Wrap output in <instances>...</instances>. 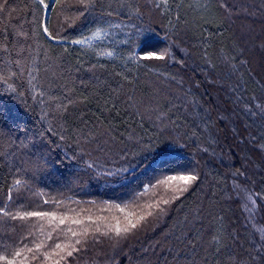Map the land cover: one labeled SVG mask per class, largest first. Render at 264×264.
Wrapping results in <instances>:
<instances>
[{"label": "trees", "instance_id": "obj_1", "mask_svg": "<svg viewBox=\"0 0 264 264\" xmlns=\"http://www.w3.org/2000/svg\"><path fill=\"white\" fill-rule=\"evenodd\" d=\"M157 2L45 0V9L38 0H7L0 12V73L8 80H0V125L7 124L0 127V207L67 213L52 233L64 240L60 229L81 227L71 224L76 213L123 223L112 204L124 207L158 179L192 173L199 179L161 204L158 220L149 217L151 225L128 239L90 242L77 264H264V115L255 108L264 104V0ZM44 23L67 42L49 39ZM85 37L89 46L73 43ZM165 49L170 58H147ZM13 60L25 66L16 77ZM122 165L130 169L124 178L97 175ZM246 192L260 194L251 214ZM173 194L160 186L138 203ZM57 223L0 215V248L8 254L22 237L31 247L44 239L41 225L47 233Z\"/></svg>", "mask_w": 264, "mask_h": 264}, {"label": "snow or ice", "instance_id": "obj_2", "mask_svg": "<svg viewBox=\"0 0 264 264\" xmlns=\"http://www.w3.org/2000/svg\"><path fill=\"white\" fill-rule=\"evenodd\" d=\"M39 4L44 5V8L47 9L48 5L45 4V0H38ZM81 3H84L85 0H80ZM95 0H88L89 5L94 3ZM7 3V0H4V3H0V12H2L5 9V5ZM56 3H59V0H56ZM168 5L169 0H158L156 3V7H160V5ZM224 7H227V5H224ZM170 10V9H167ZM135 11L137 14L139 13V7L137 6L135 8ZM43 32L46 33L51 39L56 40L58 37L56 35H53L51 31H49L46 23L42 24ZM99 31V30H98ZM21 35H27V33H21ZM95 35V33H94ZM88 42V38L85 37L81 40H75L73 43L76 44H84ZM5 51H7V48H5ZM21 51H24L23 48H21ZM105 55H112L111 52H105ZM170 52L168 49L163 50L160 53L157 52H150L147 54V58L149 59H157V60H165L166 57L170 58ZM12 63L18 66L17 71L9 70V75L12 77H16L23 73L25 71L24 62L21 60H13ZM180 63H183V61H180ZM241 63H246L245 61H241ZM91 70V69H89ZM33 71H37L36 69H33ZM35 79V77H33ZM0 80H3L5 83H8V80L6 79L5 75L3 73H0ZM31 83V80L29 81ZM35 88V85H33ZM9 88L15 92L17 91L14 84H9ZM40 96H44L45 93L43 91L39 92ZM253 99H255L253 97ZM67 103L69 105L75 104L76 101L72 99H68ZM59 107L63 111H67V106L64 104L59 105ZM246 110L251 111V106L246 105ZM255 108L259 110V114L264 115V104L256 103ZM258 113L253 111L252 115H257ZM51 131V129H49ZM62 140L65 139L64 136L60 137ZM151 149V145L148 146V150ZM143 151V150H142ZM136 154H133V158H135ZM125 161H127V156L123 157ZM94 164H89L88 167L92 168L94 167ZM128 166H121L116 168L115 170H106L102 173H97V175L100 176H107V177H121L124 178V174L129 172ZM199 179V176L192 173L187 174H181V175H168L163 177L162 179H158L155 184H152L150 186H146V192L145 193H138L136 197H134L133 201L128 202L122 207L120 204H112L111 207H114L115 209L119 210L121 213L124 214L123 216V223L121 222V219L119 217H112V219L115 221V224H112L110 222H107V217H97L94 221L91 215L84 216L83 218L80 217V213H76V216L71 218V224L74 225H80L81 227L77 229H73L72 227H68L67 229H60V232L65 237L64 240L60 239V236L58 235L56 240H53L52 233L56 232L57 229H59L60 225L65 224V221L69 219L68 214H61L58 216L56 211H17L13 213L12 211L7 210L4 207H0V215L4 217H8L10 220H21L26 221L28 218L31 217H37V218H47L48 223L50 225L53 224L54 221L58 220V223L55 224L52 227V230L50 232L45 233L43 225L39 228V233L44 236V239H33L30 241L31 247L28 243H23L24 237L21 238V240L17 243V246L14 247L10 253L5 254L6 252V246L5 248H0V262L2 264H33V262H36V264H48V261H51L52 264H61V261H63V264H77V257H79L82 253H85L88 251V245L89 243H98L101 240V237H109L110 239H116V238H122V239H128L130 236L135 235L137 231L143 230L147 227H149L152 223V221L148 220L149 217H152L153 220H158L159 215L161 213H166V209L161 207V204L168 205L173 200H176L179 198L180 195H182L184 192L188 190V187L191 186L192 183L196 182ZM180 181L183 182L184 187H180L177 185L176 187H172L173 182ZM20 180L14 181V186L21 185ZM160 186H165V191H167L169 188H171L172 192L174 193L170 198H164L161 197L160 199H153L151 202L140 204L138 203V200L146 195L147 191H150L152 189H157ZM239 187V186H236ZM246 191V190H245ZM9 196L11 197V189L9 191ZM259 193H248L246 192V198L247 200L253 205L252 208H248L247 204L245 205L246 211H248L250 214L255 211V202L256 197H259ZM45 203H48V201H45ZM53 203H60L53 201ZM134 207L136 210H130L125 211V208H132ZM158 210V211H156ZM70 211L75 212V209H71ZM83 211V209H81ZM85 221H88L87 224H85ZM98 221H105L103 227H101V224ZM93 225H95L93 227ZM110 233H114V236H110ZM70 234V236H69ZM91 234V235H90ZM99 234V235H97ZM29 236L33 235V232L30 230L28 232ZM72 238H75L73 240ZM179 239V238H178ZM213 242H218L220 238L218 236H214ZM47 241H52L51 244H48ZM190 243V242H189ZM22 244L23 246H19ZM220 249L217 248L216 251H219ZM261 250H264V244L261 245ZM72 258V261H69V258Z\"/></svg>", "mask_w": 264, "mask_h": 264}, {"label": "rangeland", "instance_id": "obj_3", "mask_svg": "<svg viewBox=\"0 0 264 264\" xmlns=\"http://www.w3.org/2000/svg\"><path fill=\"white\" fill-rule=\"evenodd\" d=\"M96 37H99V35H97ZM5 116H7V115H5ZM8 117V116H7ZM9 118V117H8ZM7 121V120H6ZM3 125V126H2ZM2 125H0V127H1V129L3 130L4 128H6L7 127V124L4 122V123H2ZM4 127V128H3Z\"/></svg>", "mask_w": 264, "mask_h": 264}, {"label": "bare ground", "instance_id": "obj_4", "mask_svg": "<svg viewBox=\"0 0 264 264\" xmlns=\"http://www.w3.org/2000/svg\"><path fill=\"white\" fill-rule=\"evenodd\" d=\"M61 42H62V43H66L67 41L61 40ZM82 45H84V46H89V44H85V43L82 44Z\"/></svg>", "mask_w": 264, "mask_h": 264}]
</instances>
